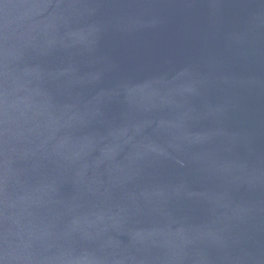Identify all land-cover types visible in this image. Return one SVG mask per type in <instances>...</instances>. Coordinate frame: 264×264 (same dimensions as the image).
<instances>
[{
    "label": "water",
    "instance_id": "water-1",
    "mask_svg": "<svg viewBox=\"0 0 264 264\" xmlns=\"http://www.w3.org/2000/svg\"><path fill=\"white\" fill-rule=\"evenodd\" d=\"M0 264H264V0H0Z\"/></svg>",
    "mask_w": 264,
    "mask_h": 264
}]
</instances>
